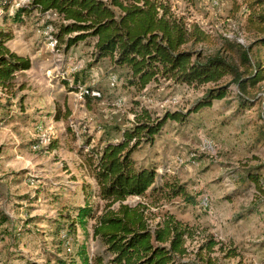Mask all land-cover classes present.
<instances>
[{
	"label": "rangeland",
	"instance_id": "374dc122",
	"mask_svg": "<svg viewBox=\"0 0 264 264\" xmlns=\"http://www.w3.org/2000/svg\"><path fill=\"white\" fill-rule=\"evenodd\" d=\"M164 1L213 38L187 48L238 63V52L224 51L228 41L250 50L252 63L264 60V34L254 25H264V0ZM31 2L0 0L6 45L31 61L0 87V264H83L82 247L94 264L103 252L95 220L76 223L86 205L103 211L87 157L120 142L143 110L153 120L184 116L135 152L138 167L158 176L146 198L125 203L149 206L153 225L166 214L187 225L191 259L201 253L219 264H264V82L246 105L231 77L203 86L162 79L139 89L127 69L96 61L94 39L68 48L72 34L60 44L56 14L29 10L15 21ZM222 86L224 99L195 111L208 90Z\"/></svg>",
	"mask_w": 264,
	"mask_h": 264
},
{
	"label": "trees",
	"instance_id": "16d2710c",
	"mask_svg": "<svg viewBox=\"0 0 264 264\" xmlns=\"http://www.w3.org/2000/svg\"><path fill=\"white\" fill-rule=\"evenodd\" d=\"M31 1L29 7L18 10L15 21H22L29 10L56 14L60 19L56 35L60 44L64 36L72 34L75 36L68 39V48L94 39L96 61L107 59L116 68L127 69L129 84L139 89L162 79L203 86L231 77L246 105L264 82V60L252 63L250 50L239 49L226 41L224 51L239 53L236 63L222 54L205 56L187 48L190 44H211L213 38L198 24H189L183 17L175 16L164 0ZM253 22L250 18L251 26ZM254 25L258 33L264 34L263 24ZM9 38L0 26V87L3 88L16 74L31 69L28 57L17 55L6 45ZM259 44L264 48V37ZM227 89L222 86L208 90L195 111L224 99ZM183 116L167 113L164 118L153 120L143 110L135 116V125L124 131L120 142L107 143L89 153L87 162L98 186L103 211L97 215L92 206L86 205L80 208L76 223L86 226L88 219L95 220L93 236L103 252L94 257V264H219L201 253L197 258H189L185 246L189 229L174 215L166 214L153 225L156 218L152 217L149 206L125 203L130 197L146 198L158 176L154 168L138 167L133 157L135 152L144 143H153L167 121L178 122ZM208 246L212 249L214 243ZM79 255L83 264H90L84 247Z\"/></svg>",
	"mask_w": 264,
	"mask_h": 264
}]
</instances>
